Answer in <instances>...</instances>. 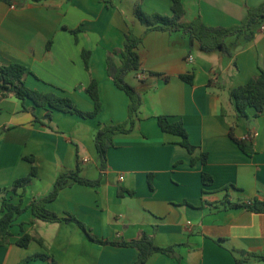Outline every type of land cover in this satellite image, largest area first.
I'll use <instances>...</instances> for the list:
<instances>
[{
	"label": "crops",
	"instance_id": "obj_1",
	"mask_svg": "<svg viewBox=\"0 0 264 264\" xmlns=\"http://www.w3.org/2000/svg\"><path fill=\"white\" fill-rule=\"evenodd\" d=\"M182 2L185 22L201 18L210 27H231L264 0ZM136 3L0 2L1 62L24 65L31 72L26 79L29 88L61 93L87 112L94 110V102L84 89L96 79L103 106L95 119L54 111L48 121L46 110L31 101L0 100V190L28 176L32 165L25 158H34L38 175L24 197V206H29L47 196L56 179L76 171L79 163L83 177L101 176V184L66 187L48 209L75 216L100 239L132 241L146 233L157 246L174 248V256L156 253L146 264H237L238 251L264 254V213L223 209L227 198L232 203L264 201V111L256 116L250 108L248 117H240L231 97L232 90L264 69L262 25L250 41L242 36L227 39L230 56L206 53L182 32H147L135 16ZM141 4L149 14L172 15L170 0ZM74 30H80L77 37ZM129 31L143 36L137 49L141 70L134 79L130 73L126 77L142 97L140 121L131 133L114 137L106 169L100 170L96 132L101 125L121 124L128 118L129 97L108 76L107 57L123 49ZM84 50L92 52L89 71ZM113 59L121 65L120 52ZM191 74L192 84L182 79ZM162 115L183 122L196 146L194 155L179 144L178 136L161 131L157 117ZM233 137H250L254 155H246ZM203 153L207 162L192 165V158ZM203 173L213 177L212 186L203 185ZM4 196L0 192V210ZM6 198L20 200L13 194ZM11 231V244L0 246V264H20L40 253L56 264H136L138 260L135 248L94 243L77 225L40 221L30 210L16 219ZM24 234L43 244L32 241L27 248L19 247L16 241ZM27 264L53 263L38 259Z\"/></svg>",
	"mask_w": 264,
	"mask_h": 264
},
{
	"label": "trees",
	"instance_id": "obj_2",
	"mask_svg": "<svg viewBox=\"0 0 264 264\" xmlns=\"http://www.w3.org/2000/svg\"><path fill=\"white\" fill-rule=\"evenodd\" d=\"M14 0H0V2L11 4ZM35 3H40L45 0H31ZM172 15L149 14L142 8V0H137L135 5V16L144 24L148 30H161L171 33L182 32L190 39L191 44L195 41L199 44L200 49L206 53L221 52L227 56L232 54L230 45L227 39L232 37H244L250 41L254 38L257 27L264 23V3L255 8L248 9L247 16L240 24L231 27H210L203 23L201 18H197L192 22H185V7L182 0H170ZM80 30H74L72 33L77 37ZM143 36L138 37L133 31H129L125 35L124 47L121 51H114L107 57V72L115 86L123 91L129 97L128 118L127 121L121 124H106L101 125L95 135V146L100 160V170H105L107 165L108 150L115 146L114 137L118 134H129L136 129L140 121L139 113L142 105L141 94L126 81V77L131 72L141 70V61L137 52L138 46L141 44ZM50 46V45H49ZM121 53V65H117L113 59L115 53ZM92 52L84 50L82 57L86 69L90 70V58ZM31 74L27 67L18 63L4 64L0 60V100L5 98L15 97L21 100L24 104L26 101H31L33 106L40 107L46 110L48 121L52 118L54 111L74 114L84 119H95L102 111V102L99 92V83L96 79H92L90 85L84 89L85 93L94 102V110L87 112L81 110L74 101L56 91L44 92L36 89H31L26 84L27 76ZM156 75V74H154ZM182 79L187 83L192 84L194 75H184ZM231 97L235 103L236 111L240 117H248V109L253 108L255 115L260 116L264 111V69H260L259 75L249 81L247 84L235 88L231 92ZM27 110V108L25 107ZM158 126L163 133L178 136L179 144L185 148L191 155H194L196 146L189 139L188 132L182 121L172 120L168 116L157 117ZM234 138V137H233ZM238 147L248 156L255 153L254 145L251 138L237 139L234 138ZM31 165V172L24 178L17 179L11 187L0 190L5 196L0 210V246L11 244L13 233L11 231L16 219L30 210L37 220L51 223H66L77 225L92 242L100 245H112L116 247H132L138 251V260L136 264H146L147 261L156 253H162L174 256V248H162L155 244L153 237L146 233L132 241H111L100 239L95 236L90 229L81 222L78 218L71 214L58 215L48 209V204L54 201L60 192L75 184H80L90 187H98L101 184V176L96 180H90L80 174V164L78 163L76 171L61 174L55 181L52 191L45 197L34 200L29 206H24V197L26 189L38 175V169L35 166L34 158H25ZM198 161L207 162V154L203 153L200 157L192 158V165ZM149 185L152 189V176H149ZM213 177L203 173L202 183L205 187L213 185ZM235 189V188H234ZM22 190L21 194L18 191ZM229 189L227 188V191ZM204 194L208 193L203 191ZM7 194L18 195L20 200L14 203L6 198ZM207 202L204 201L203 205ZM246 208L256 213H264V201L255 200L248 203H232L228 198L223 202V209ZM32 241H38L43 244L41 239H36L29 234H24L16 241V245L22 248H27ZM241 255V258L236 259L237 264H248L250 260L264 261V254H257L247 251L236 252ZM56 262L44 253L35 254L27 257L20 264H27L32 260Z\"/></svg>",
	"mask_w": 264,
	"mask_h": 264
},
{
	"label": "built area",
	"instance_id": "obj_3",
	"mask_svg": "<svg viewBox=\"0 0 264 264\" xmlns=\"http://www.w3.org/2000/svg\"><path fill=\"white\" fill-rule=\"evenodd\" d=\"M261 30H262V31H264V24H262V26H261ZM190 60H193V58H192V57H190ZM140 78H142V76H140ZM253 135H254V134H251V135H250V137H252ZM120 179H121V180H123V179H124V177H123V176H121V177H120ZM189 224H190V223H189Z\"/></svg>",
	"mask_w": 264,
	"mask_h": 264
},
{
	"label": "rangeland",
	"instance_id": "obj_4",
	"mask_svg": "<svg viewBox=\"0 0 264 264\" xmlns=\"http://www.w3.org/2000/svg\"><path fill=\"white\" fill-rule=\"evenodd\" d=\"M130 74H131V77L134 79L136 72H131Z\"/></svg>",
	"mask_w": 264,
	"mask_h": 264
}]
</instances>
